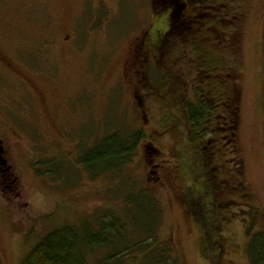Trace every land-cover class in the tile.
<instances>
[{"label": "rangeland", "instance_id": "1", "mask_svg": "<svg viewBox=\"0 0 264 264\" xmlns=\"http://www.w3.org/2000/svg\"><path fill=\"white\" fill-rule=\"evenodd\" d=\"M218 4L227 23L197 27L196 55L144 67L136 39L152 0H0V183L10 200L0 190V264H21L55 228L107 213L138 240L156 224L172 262L251 264V238L264 230V0ZM215 104L194 130L188 108L208 118ZM116 133L143 139L122 172L93 177L82 155ZM205 146L208 168L195 149ZM190 189L210 195L198 205L206 220L190 212ZM142 194L156 207L133 208ZM105 255L88 254L89 264ZM133 259L149 264L136 254L123 263Z\"/></svg>", "mask_w": 264, "mask_h": 264}, {"label": "trees", "instance_id": "2", "mask_svg": "<svg viewBox=\"0 0 264 264\" xmlns=\"http://www.w3.org/2000/svg\"><path fill=\"white\" fill-rule=\"evenodd\" d=\"M210 103L214 104V101H210ZM215 108H218L216 104L214 107L209 108L207 114L208 118L205 117L203 106L201 109H198L197 113L193 110V107L188 108L189 115L187 118L189 124L194 130L210 124L212 120L211 116L213 117L215 114ZM223 119L225 120L223 127L224 130L226 132H234L236 125L234 117L231 118L229 116L228 118L224 117ZM205 122L207 124H205ZM217 131L218 128L216 129V132ZM139 135V133L134 135L130 134L127 135L126 138H123L116 133L107 137L93 150L82 155L81 160L79 161L80 165L85 167L87 172L92 174L93 177H98L99 175L108 172H122L123 167L128 163H131L134 153L143 139H141ZM203 137L204 135L200 136V138ZM208 141L207 143L211 144V140ZM191 143H193V139H191ZM195 149L201 153L197 154V159H200V161H206L203 166L206 168L210 167L212 164L210 162L211 158H208L206 155L210 152L208 146L196 147ZM179 159H181V157H179ZM193 168L195 170V166H193ZM190 169L192 170V167ZM45 175H51V173L48 172ZM202 178L203 177L201 176H197V182H200ZM207 181L211 180L209 179L205 181L206 188L211 187L213 183L211 182L207 185ZM0 190L3 196L9 200L7 198L8 194L6 193V189L1 183ZM209 196H207L205 190L199 192L198 196H196V193L191 191V189L187 191L185 199L187 200L186 203L190 206V212L197 217L199 216V218L202 216L206 220L208 212L204 214L203 210L201 211L198 205L202 199ZM147 201L152 207H156L153 200H147L146 195L143 194L139 195L138 201L132 202L131 204L132 207L135 208L138 203ZM223 205L221 204L220 207H223ZM128 211L129 214L132 210L128 209ZM246 212L247 215L252 216V208H248V211ZM107 214L108 215H104V217L101 216L99 219L97 218L94 222L85 221L80 224L79 227L63 225L55 228L30 249L23 258L21 264H89L87 255H93L95 251L101 250L106 251V255L99 264H124L123 261L125 259H128L135 254L143 261L149 262V264H178L175 261H171V251L169 249H164V246L160 241L154 237L156 224L152 226V230H144V236L140 237L138 240L126 230V220H122L114 213ZM150 221H152L151 218ZM252 224L253 223H251V226ZM210 226L216 230L217 233L221 230L220 226L218 228L214 224ZM209 231L211 230L209 229ZM221 246H223V243L218 239L216 247L220 248ZM249 257L251 264H264V230L252 236L251 244L249 246ZM135 261L137 260L133 259V264H137Z\"/></svg>", "mask_w": 264, "mask_h": 264}, {"label": "flooded vegetation", "instance_id": "3", "mask_svg": "<svg viewBox=\"0 0 264 264\" xmlns=\"http://www.w3.org/2000/svg\"><path fill=\"white\" fill-rule=\"evenodd\" d=\"M220 1L223 0H152L153 21L150 27L136 39L144 67L150 63H153L150 64L153 66L158 63L166 64L167 61L178 66L184 59L188 60L190 56L196 55L194 44L199 38L196 36V30H199L197 27L200 26L201 31L207 29L214 31L215 21L221 27L227 23L228 19H223L222 12L215 11L217 6L220 7L218 4ZM223 7L226 8V5ZM226 15L229 18V13ZM220 36L222 38L219 41H223V36ZM177 37L181 41V46L175 43ZM2 60L0 54V61ZM144 78L147 81L144 87H149L150 80L148 82L147 75ZM224 106L227 107V104ZM228 117L229 115L226 118Z\"/></svg>", "mask_w": 264, "mask_h": 264}]
</instances>
